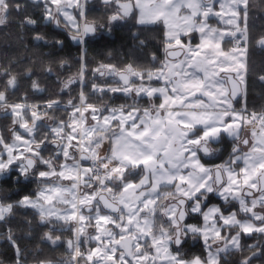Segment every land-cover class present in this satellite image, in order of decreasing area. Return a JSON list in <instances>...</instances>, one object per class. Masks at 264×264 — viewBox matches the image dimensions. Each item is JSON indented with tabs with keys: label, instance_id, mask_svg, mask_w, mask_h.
<instances>
[{
	"label": "snow or ice",
	"instance_id": "snow-or-ice-1",
	"mask_svg": "<svg viewBox=\"0 0 264 264\" xmlns=\"http://www.w3.org/2000/svg\"><path fill=\"white\" fill-rule=\"evenodd\" d=\"M99 4L106 24L89 19L92 0H0V26L14 18L35 47L63 51L70 40L80 53L49 98L37 95L45 89L33 78L36 59L0 65V119L10 121L0 132V182L21 186L16 200L0 188V240L12 264H26L16 209L33 210L29 235L43 227L42 242L66 247L64 258L36 264H264V111L246 102L249 49L254 41L264 50V34L251 35L250 0ZM125 25H163V57L153 53L152 67L101 62L89 74L98 28ZM38 59L49 77L54 66L70 68L53 51ZM117 94L124 103H113ZM189 241L200 254L185 251Z\"/></svg>",
	"mask_w": 264,
	"mask_h": 264
},
{
	"label": "trees",
	"instance_id": "trees-1",
	"mask_svg": "<svg viewBox=\"0 0 264 264\" xmlns=\"http://www.w3.org/2000/svg\"><path fill=\"white\" fill-rule=\"evenodd\" d=\"M249 9V26L251 35L257 37L264 34V0H250ZM96 10L89 14V19H94L96 22H106L105 10L100 6L97 1ZM133 32H136L139 39H133ZM18 39V38H17ZM16 39V40H17ZM144 41V46L141 47L139 42ZM163 41V25H148L138 28H130L129 26H121L119 28H113V30L100 37L92 40L88 47V68L89 74L92 68L98 63H113L117 67H123L127 63H132L139 67H152L151 56L155 53L159 57H163L162 51ZM2 45L0 46V65L6 64L11 57L19 55L17 50H22V47L16 43L14 47ZM67 45L64 51L55 52L58 57H64L69 59L70 68L64 69L63 75H71L77 70L78 64L76 63L79 57V50L73 52ZM41 52L34 54L36 59L35 69L40 71L39 56ZM19 58V57H18ZM23 61L20 67H23L29 63V58ZM249 72L247 76V107L256 111H264V82L259 80L260 75H264V51L259 49L253 44L249 49ZM56 71H59L58 67L54 66ZM34 78V77H33ZM38 78V77H37ZM41 86L45 88V91L38 96L49 98L55 97L59 93V85L56 83V79L46 76L38 78ZM27 88V82L22 81V91ZM76 86H74V89ZM78 91V89H76ZM75 91H73L74 93ZM76 93V92H75ZM20 93H17L18 97ZM62 99H66V94H60ZM31 96V93H30ZM143 103V102H141ZM243 103V102H242ZM241 105L238 104L237 107ZM7 124L10 121L0 119V131L6 132ZM227 147L230 150L231 140L227 139ZM225 147V145H223ZM223 159L227 158V152L224 153ZM219 161V160H216ZM35 184L24 186L21 194L31 193L35 189ZM0 188H3L11 197L12 200H16L19 197L14 195L16 192H20L21 186L0 182ZM216 202V201H213ZM34 212L31 209H16L15 215L11 220V226L13 227L18 237L20 247L25 254L26 264H36L37 260L51 259L60 260L63 256L67 255L66 247L64 245L53 249V247L47 242H42L41 236L46 228H36L31 235L28 234V229L24 224L25 219H33ZM4 231V227L0 226V233ZM62 235V239L66 240L71 237L70 232L57 233ZM245 243H252V240L245 238ZM190 255L200 254L202 248L199 243L189 241V248L185 249ZM13 250L9 245L0 240V260H4L5 264H12Z\"/></svg>",
	"mask_w": 264,
	"mask_h": 264
},
{
	"label": "flooded vegetation",
	"instance_id": "flooded-vegetation-1",
	"mask_svg": "<svg viewBox=\"0 0 264 264\" xmlns=\"http://www.w3.org/2000/svg\"><path fill=\"white\" fill-rule=\"evenodd\" d=\"M97 1H99V0H92L93 4H95V5L97 4ZM97 24L98 25L99 24H106V22H97ZM41 31L45 32V33H49L51 35V29L50 28H42ZM108 33H110V32L108 31L107 27H105L103 29L98 28V33H97L96 38L100 37L102 35H106ZM31 35H32V33H30V32L22 33L21 30L17 27V23H16L15 19L13 18L7 26H0V46L6 45L8 47L9 46L14 47V45L16 43H18L22 47V50H20V49L17 50L19 55H15L14 57L12 56L11 60H20L21 62L27 60L26 58L34 59L33 55L37 54L38 52L47 53L49 51H53V52L59 51V50H55V49H50L48 47H43V48L35 47L33 44V41L31 40ZM21 37H22V39H21ZM61 38H65L64 35H62ZM67 45L70 46V48H69L70 50H72L73 52H77L76 48H78V46L74 42L69 40V41H67ZM65 48L63 49V51L65 50ZM79 55H80V53H79ZM54 72H55V75H53L51 77H53L55 79H56V75H61L62 78L64 77V75H63L64 69H59V71H56L54 69ZM37 77L43 78L44 73L40 72V71H35L34 78L38 79ZM39 94H42V93H39ZM220 147H223V145H221Z\"/></svg>",
	"mask_w": 264,
	"mask_h": 264
},
{
	"label": "rangeland",
	"instance_id": "rangeland-1",
	"mask_svg": "<svg viewBox=\"0 0 264 264\" xmlns=\"http://www.w3.org/2000/svg\"><path fill=\"white\" fill-rule=\"evenodd\" d=\"M99 2V1H98ZM76 92V91H75ZM72 93V95H76V93ZM37 95H39V94H37ZM13 99H16L17 98V96H14V97H12ZM67 99V98H66ZM65 99V100H66ZM125 100H126V98L125 97H123V96H121L120 94H117L116 95V98H115V100L113 101V103H115V104H120V103H124L125 102ZM130 102V101H129ZM256 112H260V111H256ZM61 115H63V113H61ZM3 121V120H2ZM8 125L9 124H7V128H8ZM248 131H250L249 129H245V133H247ZM1 132V131H0ZM2 132H3V130H2ZM3 133H5V134H7V129H6V132H3ZM103 148L104 149H107V144H105L104 146H103ZM213 203H215V202H213ZM91 231V230H90ZM190 242H192V241H190ZM65 256H63L62 258H64ZM258 264V263H257Z\"/></svg>",
	"mask_w": 264,
	"mask_h": 264
},
{
	"label": "crops",
	"instance_id": "crops-1",
	"mask_svg": "<svg viewBox=\"0 0 264 264\" xmlns=\"http://www.w3.org/2000/svg\"><path fill=\"white\" fill-rule=\"evenodd\" d=\"M214 23H215V21H214ZM147 26H148V25H147ZM226 46H227V45H226ZM156 102L158 103L159 101L157 100ZM107 148H108V145H107ZM215 162H217V163H218V162H220V161H215Z\"/></svg>",
	"mask_w": 264,
	"mask_h": 264
},
{
	"label": "water",
	"instance_id": "water-1",
	"mask_svg": "<svg viewBox=\"0 0 264 264\" xmlns=\"http://www.w3.org/2000/svg\"><path fill=\"white\" fill-rule=\"evenodd\" d=\"M260 49V48H259ZM264 51V50H263Z\"/></svg>",
	"mask_w": 264,
	"mask_h": 264
}]
</instances>
